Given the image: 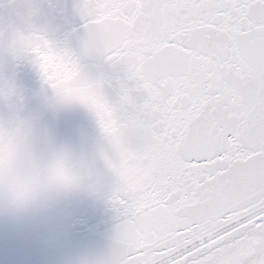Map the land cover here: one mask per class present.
<instances>
[{"label": "snow or ice", "instance_id": "6c2138e0", "mask_svg": "<svg viewBox=\"0 0 264 264\" xmlns=\"http://www.w3.org/2000/svg\"><path fill=\"white\" fill-rule=\"evenodd\" d=\"M79 55L36 30L11 48L85 90L116 154L119 264H264V0H81ZM54 83V81H53ZM131 85V86H130ZM137 98L142 102L137 103Z\"/></svg>", "mask_w": 264, "mask_h": 264}, {"label": "water", "instance_id": "95a60500", "mask_svg": "<svg viewBox=\"0 0 264 264\" xmlns=\"http://www.w3.org/2000/svg\"><path fill=\"white\" fill-rule=\"evenodd\" d=\"M81 0H0V115L14 105L47 129L54 147L71 151L85 177L83 185L22 217H0V264H69L83 252L106 251L115 237L120 218L112 204L118 178L106 160L116 154L104 136L97 117L76 105L49 111L45 97L51 92L38 70L11 48L14 31L36 30L61 49L77 55L86 37L84 21L76 11ZM91 77L105 76L110 103L119 100L118 75L99 57L84 61ZM6 85L19 95L2 98ZM131 86V85H130ZM142 102L137 98V103Z\"/></svg>", "mask_w": 264, "mask_h": 264}, {"label": "clouds", "instance_id": "9594fccd", "mask_svg": "<svg viewBox=\"0 0 264 264\" xmlns=\"http://www.w3.org/2000/svg\"><path fill=\"white\" fill-rule=\"evenodd\" d=\"M49 71L51 76L41 80L51 92L50 98L45 97L51 112L79 105L94 113L93 106L81 99V94L109 85L106 79L81 81L76 72L61 77L62 69L57 65H50ZM13 96L20 99L16 90L6 85L2 98L9 101ZM84 181L71 151L54 147L49 132L36 118L14 105L7 114L0 115V217L32 213L79 189ZM121 250L116 233L106 251L77 254L69 264H119Z\"/></svg>", "mask_w": 264, "mask_h": 264}]
</instances>
